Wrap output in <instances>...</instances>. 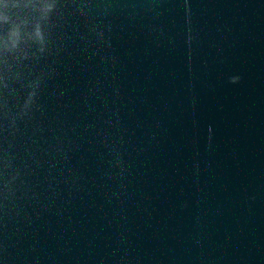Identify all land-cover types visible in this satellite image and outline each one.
Wrapping results in <instances>:
<instances>
[{
	"label": "water",
	"instance_id": "95a60500",
	"mask_svg": "<svg viewBox=\"0 0 264 264\" xmlns=\"http://www.w3.org/2000/svg\"><path fill=\"white\" fill-rule=\"evenodd\" d=\"M0 264H264V0H0Z\"/></svg>",
	"mask_w": 264,
	"mask_h": 264
}]
</instances>
